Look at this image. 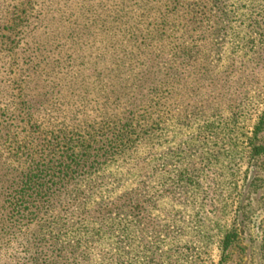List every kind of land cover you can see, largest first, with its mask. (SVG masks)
<instances>
[{
	"label": "rangeland",
	"instance_id": "obj_1",
	"mask_svg": "<svg viewBox=\"0 0 264 264\" xmlns=\"http://www.w3.org/2000/svg\"><path fill=\"white\" fill-rule=\"evenodd\" d=\"M64 138L0 264H264V0H0V194Z\"/></svg>",
	"mask_w": 264,
	"mask_h": 264
},
{
	"label": "trees",
	"instance_id": "obj_2",
	"mask_svg": "<svg viewBox=\"0 0 264 264\" xmlns=\"http://www.w3.org/2000/svg\"><path fill=\"white\" fill-rule=\"evenodd\" d=\"M63 143L61 153L53 152L52 155L40 159L30 168L28 165V169L23 171L24 174L18 179L20 193H13L15 188L11 191L9 188L0 194V233H4L5 228L9 227L5 224L6 222L11 221V219L17 221L16 219L23 215L24 211L27 212L23 216L26 221L39 215L42 212L40 206L46 201L44 200L46 199L44 196L46 191L43 193V187L47 188L48 183L50 186L61 183L75 172L80 159L74 149L69 147L73 144V140L64 138Z\"/></svg>",
	"mask_w": 264,
	"mask_h": 264
}]
</instances>
